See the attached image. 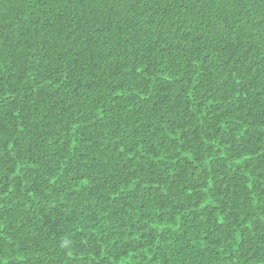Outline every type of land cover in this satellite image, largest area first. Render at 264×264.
<instances>
[{"label":"trees","instance_id":"trees-1","mask_svg":"<svg viewBox=\"0 0 264 264\" xmlns=\"http://www.w3.org/2000/svg\"><path fill=\"white\" fill-rule=\"evenodd\" d=\"M0 264H264V0H0Z\"/></svg>","mask_w":264,"mask_h":264}]
</instances>
